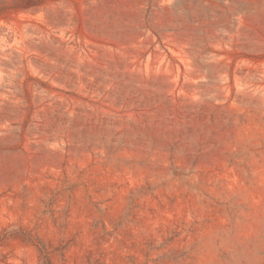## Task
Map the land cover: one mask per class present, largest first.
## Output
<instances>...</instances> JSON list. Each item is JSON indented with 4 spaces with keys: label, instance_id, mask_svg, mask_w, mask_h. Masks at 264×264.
<instances>
[{
    "label": "rangeland",
    "instance_id": "1",
    "mask_svg": "<svg viewBox=\"0 0 264 264\" xmlns=\"http://www.w3.org/2000/svg\"><path fill=\"white\" fill-rule=\"evenodd\" d=\"M0 264H264V0H0Z\"/></svg>",
    "mask_w": 264,
    "mask_h": 264
}]
</instances>
